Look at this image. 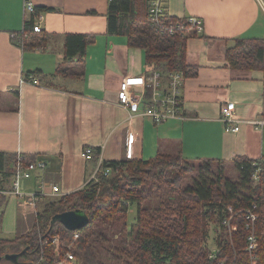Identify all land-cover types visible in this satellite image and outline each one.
<instances>
[{
	"label": "crops",
	"instance_id": "obj_1",
	"mask_svg": "<svg viewBox=\"0 0 264 264\" xmlns=\"http://www.w3.org/2000/svg\"><path fill=\"white\" fill-rule=\"evenodd\" d=\"M29 1L36 9L30 21L49 35L43 49L24 50L11 38L25 26L24 0H0V235L7 230L16 238L30 231L43 202L26 207L11 194L12 160L18 155L46 164L44 172L20 179L21 192H37L43 184L49 198L79 191L91 180L94 165L82 156L86 148L98 150L104 162L158 155L227 164L237 157L264 158V125L243 123L233 134L220 121L226 103L235 105L239 121L264 120V65L234 70L226 60L234 39L264 41V0H165L172 17L200 18L203 32L186 35V65L197 74L182 87L185 119L159 125L141 114L142 106L131 113L117 103L121 81L147 75L148 67L144 50L109 32V0ZM68 34L94 37L79 63L64 61ZM32 72L39 73L31 76L37 86L23 81ZM52 186L60 189L58 195H50Z\"/></svg>",
	"mask_w": 264,
	"mask_h": 264
},
{
	"label": "trees",
	"instance_id": "obj_2",
	"mask_svg": "<svg viewBox=\"0 0 264 264\" xmlns=\"http://www.w3.org/2000/svg\"><path fill=\"white\" fill-rule=\"evenodd\" d=\"M147 10V0H109V32L126 36L131 48L144 50L148 73L157 72L164 79L173 72L182 73L184 79L195 76L197 71L190 69L185 60L188 37L158 34L150 26ZM166 15L175 19L168 12ZM23 29L28 33L22 46L24 50L43 49L47 45L49 35L41 31L35 33L32 21L26 22ZM93 40L90 35H66L64 61L77 58L78 63L81 62L87 45ZM232 42L226 51L231 69L263 68L264 41L238 38ZM34 74L39 73H26L23 79L28 80ZM150 92L147 91L146 98ZM99 155V151L93 149L90 161L94 170ZM1 159L0 156V169ZM232 164L236 180L227 178V163L221 160L194 163L181 155H158L154 160L102 161V171L83 189L54 199L38 197L43 202L35 214L33 227L12 240L0 239V260H4L1 257L5 254L28 248L18 264H56L58 256L52 241L57 237L59 247L66 245L59 255L64 256L71 245L75 260L79 261L77 264H103L99 259L103 244L107 245L102 252L117 260L126 257L132 260L131 264H264V158L237 157ZM108 168L111 173L105 175ZM194 170L197 176L191 180V185L181 187V177ZM256 172L258 179L254 180ZM155 185L159 187L153 192ZM153 193L157 197L154 202ZM3 202L4 198L0 200V218ZM253 205L257 206L258 215L257 249L250 261L242 212ZM131 207H136V217L128 228ZM228 207L237 213L231 221L229 236L221 227ZM78 209L86 213L89 223L76 232L79 236L73 244L75 232L67 231L59 223L51 227L50 221L55 214ZM120 223L121 228L117 230L116 225ZM209 223L219 224L223 232L212 260L208 259L212 251L206 247ZM107 230L112 237L115 233L123 237L108 240L104 233Z\"/></svg>",
	"mask_w": 264,
	"mask_h": 264
},
{
	"label": "built area",
	"instance_id": "obj_3",
	"mask_svg": "<svg viewBox=\"0 0 264 264\" xmlns=\"http://www.w3.org/2000/svg\"><path fill=\"white\" fill-rule=\"evenodd\" d=\"M165 0H147L148 20L150 26L160 35L186 36L189 33L199 35L203 32V22L200 18L188 16L185 18H175L173 20L166 15ZM25 23L30 21L36 13V9L32 2L24 0L23 5ZM33 31L40 33L41 29L38 25H33ZM11 38L17 40L20 47L23 46L24 41L28 38V33L23 29L19 33H12ZM23 81L27 84L37 86L39 82L36 78L30 77L28 80ZM183 74L180 72H173L167 79L160 77L157 72H149L147 75L140 77H126L119 84L117 92V103L128 109L131 113H139V108L143 107L142 115L150 118L155 124L159 125L173 119H185L182 115V102L181 91L184 84ZM135 87L140 88V92L133 91ZM150 90V96L146 98L147 91ZM235 105L233 103H226L221 105L220 108V121L223 124L225 133L236 134L240 131V125L246 123L253 126L255 129L264 125V120H249L239 121L234 116ZM132 135L128 138V143L131 142ZM92 148H86L82 156L87 161L92 158ZM129 155V154H128ZM100 159V158H99ZM102 160H99L97 167L91 179L96 178V173L102 171ZM13 169L15 173V181L12 186L11 194L17 196L21 200L22 205L34 208L38 197H47L48 192L45 186L41 184L37 192L23 193L19 188L20 179H30L35 172H44L46 164L43 161H26L22 155L16 156L13 162ZM111 173L110 168L104 171L105 175ZM254 180L258 179L257 172L253 176ZM60 189L57 186L50 188V195H58ZM2 194V193H1ZM257 206L253 205L244 210V227L247 232V252L250 256V261L254 259V252L257 249V240L255 235V227L258 220L256 214ZM237 215L231 207L227 208V217L221 221V227H224L226 234L231 235V221ZM74 240L78 238L75 232L73 235ZM54 251L58 258L56 264H69L73 263L75 256L68 251L64 256L59 255V239L55 237L52 241ZM217 252V247L212 251L209 260H212ZM218 264H223L219 262Z\"/></svg>",
	"mask_w": 264,
	"mask_h": 264
},
{
	"label": "rangeland",
	"instance_id": "obj_4",
	"mask_svg": "<svg viewBox=\"0 0 264 264\" xmlns=\"http://www.w3.org/2000/svg\"><path fill=\"white\" fill-rule=\"evenodd\" d=\"M179 175V174H178ZM171 176L173 177L174 174ZM195 176H197V171L194 170L192 171L191 173L187 174V175H184L181 177L180 179V186L181 187H187L189 185H191V180L195 178ZM226 176L227 178L231 179V180H236L237 178V174H236V171L235 169L233 168V164L230 163V164H227V168H226ZM159 187V185H155V188H153V192ZM146 188V187H145ZM164 190H166V188H164ZM163 190V191H164ZM52 198H55L53 196H51ZM153 197V202L155 201V198L156 197V194L153 193V195L151 196ZM37 205V204H36ZM135 217H136V207H131L130 211H129V216H128V222L126 223V225L128 226V228H130V225L131 224H134L135 222ZM122 224H125L122 223ZM121 223L120 224H117L116 225V228L117 230H119L121 228ZM102 229L104 230L105 228L103 227V225L101 226ZM106 234V237L108 238V240H111L112 238H117V236H121L123 237V234H113V237L112 235L109 233V230L105 231L104 232ZM109 234V235H108ZM14 234L10 233L9 231L5 230L3 231V233L0 235V239H13L14 238ZM223 235V232H222V229L220 228L219 224H214V223H209L208 225V239L206 241V247L208 249H210L211 251H213L217 246V243H218V240L220 239V236ZM79 236V235H78ZM110 237V238H109ZM112 237V238H111ZM78 239V238H77ZM75 239L72 243L73 244H76V240ZM107 245V244H106ZM106 245H102V249L104 250V248L106 247ZM71 246V245H70ZM67 247V250L70 251L72 253V249L73 247ZM64 247L66 248V245L63 246V244L59 247V252L61 251V248ZM131 248V247H129ZM103 250H100V253H99V259L101 260V263L103 264H131L132 260H127L126 257H124L125 259H122V260H117V259H114L113 257L109 256L107 254V252H102ZM105 251V250H104ZM61 253V252H60ZM73 254V253H72ZM74 255V254H73ZM4 256V255H3ZM3 256L1 258H3ZM125 256V255H123ZM76 257V256H75ZM77 258V257H76ZM75 258V259H76ZM79 261L77 259L74 260V264H77ZM0 264H12L6 260H0Z\"/></svg>",
	"mask_w": 264,
	"mask_h": 264
},
{
	"label": "water",
	"instance_id": "obj_5",
	"mask_svg": "<svg viewBox=\"0 0 264 264\" xmlns=\"http://www.w3.org/2000/svg\"><path fill=\"white\" fill-rule=\"evenodd\" d=\"M55 223H59L67 231L77 232L88 225L89 218L84 211L78 209L55 214L51 218L50 226L52 227ZM27 250L28 248H25L19 253L5 254L3 259L12 264H18L20 257L25 254Z\"/></svg>",
	"mask_w": 264,
	"mask_h": 264
}]
</instances>
